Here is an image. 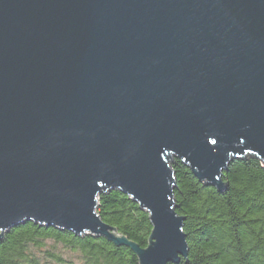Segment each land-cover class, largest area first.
I'll use <instances>...</instances> for the list:
<instances>
[{
  "label": "water",
  "instance_id": "obj_1",
  "mask_svg": "<svg viewBox=\"0 0 264 264\" xmlns=\"http://www.w3.org/2000/svg\"><path fill=\"white\" fill-rule=\"evenodd\" d=\"M246 153L264 163V0H0V241L32 222L178 264L170 162L224 191ZM107 191L149 214L146 249L100 220Z\"/></svg>",
  "mask_w": 264,
  "mask_h": 264
},
{
  "label": "trees",
  "instance_id": "obj_2",
  "mask_svg": "<svg viewBox=\"0 0 264 264\" xmlns=\"http://www.w3.org/2000/svg\"><path fill=\"white\" fill-rule=\"evenodd\" d=\"M175 175L176 213L185 218L187 260L178 264H264V163L252 153L232 158L222 174L226 189L196 179L182 161ZM96 214L130 242L146 249L149 214L120 191L98 196ZM65 253L75 255L65 259ZM0 264H139L126 247L102 236L81 235L25 222L0 241Z\"/></svg>",
  "mask_w": 264,
  "mask_h": 264
},
{
  "label": "rangeland",
  "instance_id": "obj_3",
  "mask_svg": "<svg viewBox=\"0 0 264 264\" xmlns=\"http://www.w3.org/2000/svg\"><path fill=\"white\" fill-rule=\"evenodd\" d=\"M64 255H65V256H64L65 259H68V258L70 259V258H73V257L75 256V255H73V254H67V253H65Z\"/></svg>",
  "mask_w": 264,
  "mask_h": 264
}]
</instances>
